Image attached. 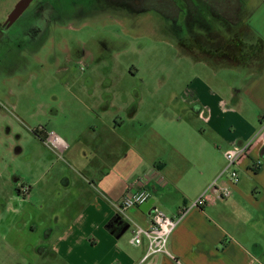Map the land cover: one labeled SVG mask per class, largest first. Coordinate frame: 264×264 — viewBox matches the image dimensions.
<instances>
[{
  "label": "crops",
  "instance_id": "0c3cea01",
  "mask_svg": "<svg viewBox=\"0 0 264 264\" xmlns=\"http://www.w3.org/2000/svg\"><path fill=\"white\" fill-rule=\"evenodd\" d=\"M238 61L245 68L231 63L240 82L229 86V95L198 79L193 98L161 110L158 123L141 116L135 98L120 104L121 94L105 91L104 81L86 93L87 124H74L61 136L69 145L64 160L41 158L58 177L38 181L43 193L42 206H33L35 264H140L146 245L131 244L135 227L149 229L155 208L174 218L190 207L222 174L225 152L247 144L264 126V53L261 60ZM191 114L197 130L186 124ZM163 126L174 138L163 135ZM239 176L238 185L222 182L231 189L228 199L193 210L174 233L170 250L181 264H264V136ZM143 177L154 206L122 213L124 196ZM116 217L129 225L121 237L118 221L109 226ZM145 264L176 262L159 255Z\"/></svg>",
  "mask_w": 264,
  "mask_h": 264
},
{
  "label": "rangeland",
  "instance_id": "374dc122",
  "mask_svg": "<svg viewBox=\"0 0 264 264\" xmlns=\"http://www.w3.org/2000/svg\"><path fill=\"white\" fill-rule=\"evenodd\" d=\"M19 1L0 0V23L8 20ZM40 1L35 0L14 26L21 28L22 40L9 50L0 46V264H35L33 206H42L43 193L38 181L58 177L49 165H41V158L56 155L34 131L63 136L74 124L86 125L84 98L103 81L105 91L121 94L120 104L135 98L133 107L141 109L143 118L161 122V110L182 107V98H193L198 79L213 81L227 95L229 86L239 84L240 71L230 69L231 62L224 58L231 56L223 55L222 49L232 46L243 62L261 60L264 53L259 39H264V0H243L249 3L250 28H238L235 37L222 30L215 56L197 41L181 48L170 20L155 10L133 14L107 1L102 5L98 0H64L69 10L59 17L48 8L36 13ZM177 3L181 24L186 11ZM186 124L197 130L199 121L191 114ZM166 128L163 135L174 138Z\"/></svg>",
  "mask_w": 264,
  "mask_h": 264
},
{
  "label": "built area",
  "instance_id": "2783aa9c",
  "mask_svg": "<svg viewBox=\"0 0 264 264\" xmlns=\"http://www.w3.org/2000/svg\"><path fill=\"white\" fill-rule=\"evenodd\" d=\"M263 136L264 126L247 144L234 146L227 150L224 154L226 166L222 174L190 205V207L181 209L177 217H169L162 210L155 208L152 214V224L149 229H144L139 226L135 227L131 244L136 247L146 245V253L140 264H145L152 257L159 255L168 257L175 261L176 264H181L170 250V242L174 233L193 210H199L207 204H215L217 201L226 200L231 196V189L223 185L222 182L224 180H229L233 185L239 184V168L242 162L250 156L252 150L258 145ZM44 139V144L57 156V158L64 160V154L69 148L68 143L55 132L46 133ZM23 190H25V194H27L28 189L24 188ZM151 197L152 194L147 187L146 177L139 178L124 196L120 210L124 213L126 210L141 206L148 202Z\"/></svg>",
  "mask_w": 264,
  "mask_h": 264
},
{
  "label": "trees",
  "instance_id": "16d2710c",
  "mask_svg": "<svg viewBox=\"0 0 264 264\" xmlns=\"http://www.w3.org/2000/svg\"><path fill=\"white\" fill-rule=\"evenodd\" d=\"M110 2V4L116 5L118 8H127L131 13H147L150 10L157 11L160 15L166 20H170L171 29L173 35L176 38L177 43L181 48L188 45L190 41L199 42L203 48L207 51L208 54L213 53L212 56H215V52L218 49V44L216 38L221 36L222 30H228L229 35L235 37L234 33L238 28L246 27L250 28L247 25L248 17L247 11L243 0H105ZM123 1V2H122ZM183 4L185 9L184 17L182 23H180V8L178 3ZM153 3H156L157 6H153ZM174 10L175 14L167 12L166 8ZM230 36V37H231ZM204 39V40H203ZM210 39L212 42L208 43ZM214 42V43H213ZM232 46L222 49L221 53L223 55H231L236 57L235 61L227 59L235 67L245 68L241 66L238 62L240 57L237 56L234 50H231ZM190 52V51H188ZM192 55V53H190ZM231 57V58H232ZM233 57V59H234ZM196 58V57H195ZM211 58V57H210ZM198 60V58H196ZM226 60V61H227ZM43 130L34 131V135L39 138L41 141H45L43 137ZM119 217H116L109 226H112L116 221H120Z\"/></svg>",
  "mask_w": 264,
  "mask_h": 264
},
{
  "label": "flooded vegetation",
  "instance_id": "af4514ba",
  "mask_svg": "<svg viewBox=\"0 0 264 264\" xmlns=\"http://www.w3.org/2000/svg\"><path fill=\"white\" fill-rule=\"evenodd\" d=\"M63 1L64 0H42L34 8V10L37 13L39 11H43L45 8H48L50 10L51 15H59V17H61L64 14H66L67 11L69 10L68 6L66 7V5H62ZM104 1L105 0H98L99 4H102V5L104 4ZM33 2L31 3V5L33 4ZM31 5L29 6V8L31 7ZM29 8L12 25L9 26L8 24H6V22L1 25L0 27V44L1 45L0 46H2V48L6 47L5 49L9 50L13 48L14 46H16L15 44L17 43V41L22 40L23 35H22L21 28H18L15 30L14 26L25 15V13L29 10ZM117 226L124 228L125 224L122 223L121 221H118Z\"/></svg>",
  "mask_w": 264,
  "mask_h": 264
},
{
  "label": "water",
  "instance_id": "95a60500",
  "mask_svg": "<svg viewBox=\"0 0 264 264\" xmlns=\"http://www.w3.org/2000/svg\"><path fill=\"white\" fill-rule=\"evenodd\" d=\"M34 0H21L18 2V4L15 6L14 10L11 12V14L8 17V20L6 21V24H8L9 26L12 25L13 23H15L17 21V19L23 15V13L29 8V6L31 5V3ZM154 206V201L153 200H149L148 202H146L145 204L141 205V209L143 211H147V209L151 208ZM129 229V225H127L120 233L119 237H121L127 230Z\"/></svg>",
  "mask_w": 264,
  "mask_h": 264
}]
</instances>
